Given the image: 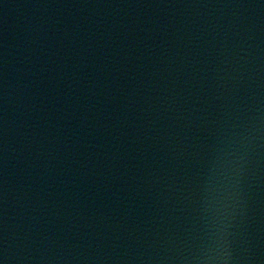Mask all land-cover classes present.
<instances>
[{
  "label": "water",
  "instance_id": "water-1",
  "mask_svg": "<svg viewBox=\"0 0 264 264\" xmlns=\"http://www.w3.org/2000/svg\"><path fill=\"white\" fill-rule=\"evenodd\" d=\"M0 264H264V0H0Z\"/></svg>",
  "mask_w": 264,
  "mask_h": 264
}]
</instances>
